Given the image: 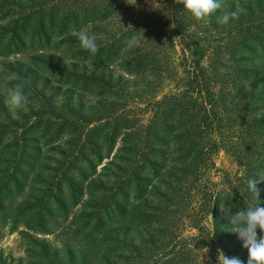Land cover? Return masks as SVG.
I'll return each instance as SVG.
<instances>
[{
	"label": "trees",
	"instance_id": "obj_1",
	"mask_svg": "<svg viewBox=\"0 0 264 264\" xmlns=\"http://www.w3.org/2000/svg\"><path fill=\"white\" fill-rule=\"evenodd\" d=\"M228 1L221 0V9L202 20L184 10L182 0H49V5H60L59 12L49 11L38 17L40 36L50 37L58 31L59 47L72 50L71 58L83 63L84 73L75 84L82 80L81 84L89 87L104 80V75L97 76L92 70L88 73V68L97 66L112 73L105 88H109L108 94L117 93L124 79L116 76L122 74L130 89L122 91L127 92L124 101L134 107L143 106L141 114L128 111L124 119L114 114L107 117V122L113 123L106 137L108 153L123 133L118 153L127 159L123 168L118 165L120 157L111 160L115 165H109V172L102 177L110 184L113 197L107 221L110 231H123V252L128 256L123 264H143L142 251L146 249L151 250L152 264H183L181 256H163L172 244L181 245L188 259L197 260L196 252H203L201 258L205 261L197 264H216L220 250L228 258L238 257L247 264L248 251L229 232L230 220L233 212L256 203L247 189V180L264 177V155L260 154L264 152L260 151L264 135L256 129L248 140L247 147L255 149V154H245L240 150L243 147L232 141L237 124L229 115L243 108L227 101L224 89L245 86L248 80L251 84L263 83L260 77L264 73L259 77L233 69L245 63L243 53L252 55L256 48L262 52L259 58L264 59V41H252L248 29L242 42L238 29L221 22L224 12H235L223 9ZM80 30H87L95 38L96 54H90L73 39L71 34ZM133 36L137 42L130 45ZM176 47L180 49V63H176ZM166 89L168 92L163 94ZM102 120L100 114L92 116L85 125ZM221 125L228 129L227 136H218L216 144L213 134ZM97 131L99 127L88 130L83 145L90 144ZM223 143L241 164L243 174L239 178L223 177L215 188V184L203 180L211 158L219 149L224 150ZM103 158L98 151L96 161ZM154 181L158 182L157 188ZM257 189L262 202L259 206L264 207V184L257 185ZM151 193L155 194L154 205L147 207V195ZM72 198L70 206L76 204ZM64 208L65 203L58 205V210ZM209 217L212 230L204 223ZM33 222V234H45L39 215ZM102 226L104 223L97 225ZM183 226L195 231L188 239L182 238ZM130 232L135 237L128 242Z\"/></svg>",
	"mask_w": 264,
	"mask_h": 264
},
{
	"label": "rangeland",
	"instance_id": "obj_2",
	"mask_svg": "<svg viewBox=\"0 0 264 264\" xmlns=\"http://www.w3.org/2000/svg\"><path fill=\"white\" fill-rule=\"evenodd\" d=\"M59 7L49 5V0H0V264H123L128 257L123 252V231H110L107 221L113 197L110 184L102 177L109 172V165H115L113 159L120 157V168L127 159L118 153L123 133H119L114 149L108 153L106 137L112 132L113 123L107 122V117L114 114L124 119L128 111L141 114L143 106L134 107L124 101L127 92L122 91L130 89L122 74L115 75L124 79L119 83L120 89L115 90L117 93L108 94L109 88H105L112 73L97 66L88 68V73L92 70L97 76L104 75V80L89 87L83 86L82 80L75 84L84 73L83 63L71 58L72 50L59 47L58 31L46 38L39 34L38 17L49 11L58 13ZM223 7L236 13L231 23L226 24L238 29V39L245 42L244 36L250 29L252 41H264V0H229ZM55 19L58 21L60 17ZM71 35L78 40L77 33ZM175 52L176 63H180V49L176 47ZM261 55L258 48L252 55L243 53L245 63L233 70L253 72L260 77L264 73ZM11 73H15V81L7 78ZM262 77L263 83L251 84L248 80L245 86L224 89L225 99L243 108L229 117H235L237 124L232 141L241 145L240 150L247 155L256 153L247 147L254 130L261 129L259 132L264 135ZM17 83L28 97L20 110L6 103L9 88ZM99 114L102 121L85 125ZM95 127L100 131L93 134L90 144L83 145L86 132ZM217 131L213 134L216 144L218 136H227L228 129L221 125ZM262 143L260 151H264ZM223 149L211 158L203 180L215 184V188L223 177L239 178L243 174L241 164L225 143ZM80 150L84 152L77 156L75 153ZM98 151L104 157L101 162L96 161ZM152 183L157 188L158 182ZM263 184L264 180L258 185ZM71 196L76 200L74 206H70ZM154 196L147 195L145 206L154 205ZM60 203H65L63 210H58ZM38 215L42 219L43 235H34L32 231ZM99 223L104 226L97 227ZM204 223L212 230L210 217ZM194 233L186 227L182 238L188 239ZM133 237L135 234L130 232L128 242ZM180 247L172 244L163 256H181L183 264L205 261L201 258L203 252H196L197 260L188 259V255H183L185 249ZM232 253L236 252L232 250ZM142 255L143 264H152L151 250L142 251ZM221 255L227 257L220 250L216 264H220Z\"/></svg>",
	"mask_w": 264,
	"mask_h": 264
},
{
	"label": "clouds",
	"instance_id": "obj_3",
	"mask_svg": "<svg viewBox=\"0 0 264 264\" xmlns=\"http://www.w3.org/2000/svg\"><path fill=\"white\" fill-rule=\"evenodd\" d=\"M183 9L186 10L194 19H206L221 9V0H182ZM235 12H224L221 22L228 23ZM77 39L81 48L87 50L90 54H96L98 46L94 37L90 36L87 30H80ZM137 42L136 37L130 38V45ZM9 81H15V73L9 74ZM28 102L24 88L20 84H14L8 90L6 103L13 109H23ZM264 180V177H249L247 180V189L254 194L256 203L248 208H242L232 213L230 220V233H233L242 242L243 248L248 251L247 264H264V207L259 197L257 185ZM258 230L260 235L258 236ZM220 264H243L238 257L228 258L223 255L219 257Z\"/></svg>",
	"mask_w": 264,
	"mask_h": 264
}]
</instances>
